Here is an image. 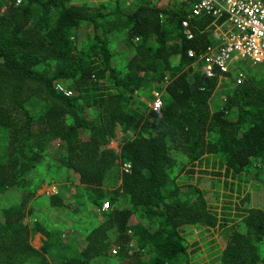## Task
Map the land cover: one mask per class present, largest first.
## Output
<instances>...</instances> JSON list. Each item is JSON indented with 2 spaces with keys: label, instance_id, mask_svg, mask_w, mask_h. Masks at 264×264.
I'll return each instance as SVG.
<instances>
[{
  "label": "trees",
  "instance_id": "1",
  "mask_svg": "<svg viewBox=\"0 0 264 264\" xmlns=\"http://www.w3.org/2000/svg\"><path fill=\"white\" fill-rule=\"evenodd\" d=\"M194 2L0 0V264H264V68L194 65L225 19Z\"/></svg>",
  "mask_w": 264,
  "mask_h": 264
},
{
  "label": "built area",
  "instance_id": "2",
  "mask_svg": "<svg viewBox=\"0 0 264 264\" xmlns=\"http://www.w3.org/2000/svg\"><path fill=\"white\" fill-rule=\"evenodd\" d=\"M187 16L211 14L215 19L225 17L222 24L215 23L214 33L219 38L210 44L193 61L198 63L207 77H213L215 70L222 72L229 70L233 63L242 59L261 65L264 68V1L263 0H195ZM230 25L224 29L223 25ZM187 38L192 37L188 19L182 22ZM189 56L194 55L188 50ZM58 92L65 95L71 93L61 83L55 84ZM148 107L159 112L162 106L161 92L152 90L150 99L146 101ZM130 163L123 162L121 170L129 171ZM103 210L108 208L104 202Z\"/></svg>",
  "mask_w": 264,
  "mask_h": 264
},
{
  "label": "rangeland",
  "instance_id": "3",
  "mask_svg": "<svg viewBox=\"0 0 264 264\" xmlns=\"http://www.w3.org/2000/svg\"><path fill=\"white\" fill-rule=\"evenodd\" d=\"M80 1V0H77ZM89 2H92L93 4H97L98 2H104L105 0H84ZM92 4V5H93ZM243 60V64L246 66L251 65V62L249 60L246 59H242ZM255 69H261V66L258 64H255L252 66ZM150 97H148L146 100H149ZM120 131L118 130V136L120 135ZM111 147L116 148L117 150H119V145H118V140L117 137L112 140L110 142V144H108ZM207 163V162H206ZM43 177L42 178H38L36 181L33 182V195H32V200H34L37 196L41 195V194H47V193H51L54 192L56 190H58L57 188V184L62 186L64 185V179H59L57 178L58 183H51V184H46V182H43ZM192 182L194 180H191ZM70 183V182H69ZM76 183V182H75ZM260 190L258 191H252L251 193V199L254 203H260V199H263L264 197V183L262 185V187L259 188ZM14 194L13 190H6L3 194V198H9ZM69 214V213H68ZM66 218H71L70 215H65ZM201 231L203 232V228L199 227L196 229H193V235L194 237L189 238L190 242L193 245V247H199V250L196 251V253L194 254V260H197L199 262H204L207 261L210 257L211 254L214 251V247L210 248V246L218 243V241H220V237L218 236L217 240H215L214 244L212 242H209L212 238L216 239V234H214L213 236H209L208 233L209 232H203L201 233ZM43 236L40 234H34L31 238V244L35 247V248H40L42 245V239ZM205 242H208V244L206 245Z\"/></svg>",
  "mask_w": 264,
  "mask_h": 264
},
{
  "label": "bare ground",
  "instance_id": "4",
  "mask_svg": "<svg viewBox=\"0 0 264 264\" xmlns=\"http://www.w3.org/2000/svg\"><path fill=\"white\" fill-rule=\"evenodd\" d=\"M253 64V63H252Z\"/></svg>",
  "mask_w": 264,
  "mask_h": 264
}]
</instances>
